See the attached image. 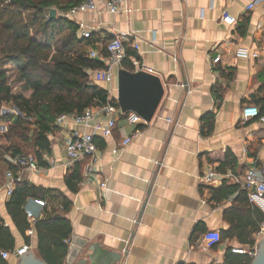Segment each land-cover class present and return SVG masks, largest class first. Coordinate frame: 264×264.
<instances>
[{"label": "crops", "instance_id": "0c3cea01", "mask_svg": "<svg viewBox=\"0 0 264 264\" xmlns=\"http://www.w3.org/2000/svg\"><path fill=\"white\" fill-rule=\"evenodd\" d=\"M253 2L254 9L248 10ZM129 5L131 14L112 15L99 3L95 11L70 20L77 27L86 24L93 40L88 51L95 50L104 63L107 43L128 35L127 49L136 53L129 59L135 72L157 75L165 87L154 119L132 124L131 113L120 111L112 136L95 133L98 151L92 173L86 171L88 161L68 160L65 140L69 131L91 133L93 128L57 126L49 135L50 153L43 155L47 167L24 172L22 180L71 202L65 213L58 202L46 206L71 222L69 250L76 240L86 248L96 246L94 259L86 264H223L229 247L244 246L223 239L206 249L205 234L215 231L221 236L231 229L239 191L229 195L227 187L243 188L247 170L264 163V124L243 118V110L251 106L264 115V0H129ZM224 12L234 23L221 20ZM77 36L83 40L78 31ZM239 49L258 57H240ZM218 55L221 61L215 64ZM120 68L112 83L92 80L113 99ZM103 107L93 108L92 127L106 124ZM12 113L18 114L15 109ZM0 131V148H8V125L0 123ZM128 138L132 141L124 146ZM228 154L235 164L220 172ZM76 169L82 182L73 192L66 178ZM9 171L8 164L0 162V218L15 239V250L5 261L17 264L14 252L25 246L39 257L36 220L28 219L27 245L7 211ZM208 172L216 174L210 183L202 180ZM250 201L264 213L263 199ZM256 235L258 246L262 240ZM84 252L74 264L85 258Z\"/></svg>", "mask_w": 264, "mask_h": 264}, {"label": "trees", "instance_id": "16d2710c", "mask_svg": "<svg viewBox=\"0 0 264 264\" xmlns=\"http://www.w3.org/2000/svg\"><path fill=\"white\" fill-rule=\"evenodd\" d=\"M82 1L0 0V110L7 106L18 112L0 118L1 124L8 125L5 138L9 143L8 148H0V162L7 163L10 171L16 173L17 169L6 156L26 155L28 149L39 167H47L43 155L50 153L49 135L57 129L58 117L82 115L87 109L103 107L108 102L109 93L92 81L91 73L105 67L103 61L90 58L88 48L93 40H80L77 25L62 16ZM51 10H56V17L51 16ZM127 50L122 66L135 72L129 59L136 53ZM232 164L235 160L228 154L218 170L225 172ZM81 182L78 169L66 178L73 192L78 191ZM231 188L227 187L229 195L239 191L238 206L231 210L235 214L232 227L221 234V241L235 239L253 249L254 235L264 224V213L250 201L248 191L240 184L233 191ZM59 194L22 180L15 184L6 205L14 226L30 245L26 235L31 228L28 214L36 213L35 200L45 202L43 217L38 215L34 228L37 254L47 264H65L69 253L71 222L46 206L58 202L64 213L70 211L71 202ZM14 250L12 232L0 218V253ZM253 260L248 255L233 254L229 247L223 264H252ZM0 264H8L1 254Z\"/></svg>", "mask_w": 264, "mask_h": 264}, {"label": "built area", "instance_id": "2783aa9c", "mask_svg": "<svg viewBox=\"0 0 264 264\" xmlns=\"http://www.w3.org/2000/svg\"><path fill=\"white\" fill-rule=\"evenodd\" d=\"M99 3H104L107 11L112 15L118 14H131L132 8L129 5V0H83L79 5L73 7L69 10L64 17L71 19L74 18L78 13L82 12H93L95 11ZM255 3L249 4L247 7L248 10H253ZM221 20L225 23L232 24L234 23V18L229 15L227 12H224ZM78 32L83 40H89L92 38V32L86 26L85 23H78ZM127 41L128 35L121 34L113 37L106 45V51L108 54L107 59L105 60V67L102 69H97L91 73L92 80L95 82H106L112 83L115 79V70L122 67L124 61L127 58ZM133 48L138 51L140 45L136 40L134 41ZM90 58L99 59V54L95 50H91ZM237 55L240 57H258V54L252 53L247 49H239ZM135 66H138L139 63L137 58L132 59ZM221 61V56H217L213 62L215 64ZM107 104L103 107V111L107 118L105 125H95L92 127V121L94 120V109H87L82 115L75 114H64L58 117L56 124L58 127L69 128L71 124L75 126H82L85 128H93V132H81L77 129L68 132V136L65 140V154L68 160L71 163L88 161L86 164V171L92 173L95 163V155L98 151V148L95 144V133L101 132L104 137H110L113 135V130L116 126V117L117 114L121 111L118 106L117 98L113 99L110 96ZM115 101V102H114ZM244 120L251 121L253 119H258L264 124V115L261 114L260 110L257 107H246L243 110ZM129 121L132 124L145 122L138 115L131 113L129 115ZM137 134V132H136ZM135 134V136H136ZM132 141V138H128L124 141L123 145L126 146ZM10 163L17 169L16 173L13 171L8 172V178L10 179L11 185L8 188V196H11L13 192L12 185H15L17 182L22 181V174L26 171H37L39 170L38 161L34 156L31 155H17L10 157ZM216 177L215 172H208L202 176L203 182L210 183ZM101 188L106 189V184L101 183ZM243 189L247 190L250 198L253 200L256 197H259L264 200V163L260 166L253 165L250 167L244 176ZM34 204L37 206L36 213L29 212L28 217L31 221H35L38 215L41 212V209L45 206V202L42 200H35ZM258 239H264V224L261 226L260 231L256 235ZM221 236L218 232L212 231L205 234L204 237V246L206 249H211L214 246L220 244ZM257 247L255 248H244V247H231V252L233 254L248 255L251 258H255L257 254ZM30 248L27 246L23 247L14 252L15 256L24 255L29 251ZM4 260L9 259L12 254L10 252H1L0 253Z\"/></svg>", "mask_w": 264, "mask_h": 264}, {"label": "water", "instance_id": "95a60500", "mask_svg": "<svg viewBox=\"0 0 264 264\" xmlns=\"http://www.w3.org/2000/svg\"><path fill=\"white\" fill-rule=\"evenodd\" d=\"M51 16L56 17V10H51ZM117 101L123 114L134 113L146 123H150L164 98L165 87L160 77L144 70L130 72L120 68L117 72ZM3 113V112H1ZM0 113V118L2 114ZM87 244L79 240L71 246L67 264H74L78 256L84 252L85 258L79 264H86L94 259V248H86ZM17 264H47L33 254L30 249L24 255L17 256ZM252 264H264V239L259 242L257 254Z\"/></svg>", "mask_w": 264, "mask_h": 264}, {"label": "rangeland", "instance_id": "374dc122", "mask_svg": "<svg viewBox=\"0 0 264 264\" xmlns=\"http://www.w3.org/2000/svg\"><path fill=\"white\" fill-rule=\"evenodd\" d=\"M4 110H5V112H6V114H13L12 113V109L10 108V107H5V108H3ZM0 132H2V131H0ZM26 155H31V156H34V154L32 153V151L30 150V149H28V150H26Z\"/></svg>", "mask_w": 264, "mask_h": 264}, {"label": "bare ground", "instance_id": "6f19581e", "mask_svg": "<svg viewBox=\"0 0 264 264\" xmlns=\"http://www.w3.org/2000/svg\"><path fill=\"white\" fill-rule=\"evenodd\" d=\"M263 206V208H264V205H262Z\"/></svg>", "mask_w": 264, "mask_h": 264}]
</instances>
